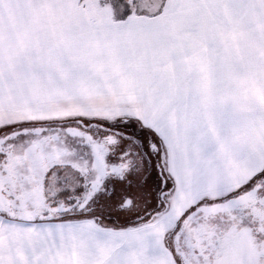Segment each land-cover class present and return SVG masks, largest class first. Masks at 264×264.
I'll use <instances>...</instances> for the list:
<instances>
[{
	"label": "snow or ice",
	"instance_id": "6c2138e0",
	"mask_svg": "<svg viewBox=\"0 0 264 264\" xmlns=\"http://www.w3.org/2000/svg\"><path fill=\"white\" fill-rule=\"evenodd\" d=\"M0 264H264V0H0Z\"/></svg>",
	"mask_w": 264,
	"mask_h": 264
}]
</instances>
